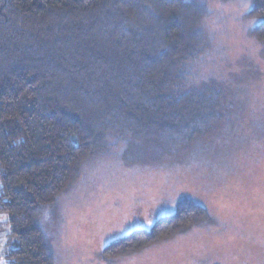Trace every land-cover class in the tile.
Returning <instances> with one entry per match:
<instances>
[{"label": "trees", "instance_id": "1", "mask_svg": "<svg viewBox=\"0 0 264 264\" xmlns=\"http://www.w3.org/2000/svg\"><path fill=\"white\" fill-rule=\"evenodd\" d=\"M249 2L264 42V0ZM205 15L187 0H0V216L14 239L4 264H55L43 224L108 136L193 155L220 133L231 114L222 89L186 88ZM207 221L182 197L101 254L138 253Z\"/></svg>", "mask_w": 264, "mask_h": 264}, {"label": "rangeland", "instance_id": "2", "mask_svg": "<svg viewBox=\"0 0 264 264\" xmlns=\"http://www.w3.org/2000/svg\"><path fill=\"white\" fill-rule=\"evenodd\" d=\"M187 1L206 15L186 88L222 89L230 116L193 155L159 150L140 135L108 136L43 224L55 264H264V42L251 34L249 0ZM182 197L204 206L210 221L138 253L102 256L106 244L150 227ZM3 221L0 264L14 246Z\"/></svg>", "mask_w": 264, "mask_h": 264}, {"label": "snow or ice", "instance_id": "3", "mask_svg": "<svg viewBox=\"0 0 264 264\" xmlns=\"http://www.w3.org/2000/svg\"><path fill=\"white\" fill-rule=\"evenodd\" d=\"M4 219L6 220V219H7V217H4Z\"/></svg>", "mask_w": 264, "mask_h": 264}]
</instances>
